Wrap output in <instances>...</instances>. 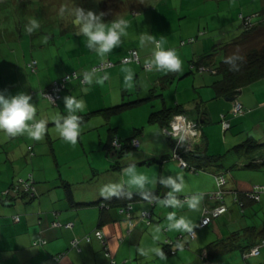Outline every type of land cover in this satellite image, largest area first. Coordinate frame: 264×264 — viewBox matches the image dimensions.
<instances>
[{
    "label": "crops",
    "instance_id": "1",
    "mask_svg": "<svg viewBox=\"0 0 264 264\" xmlns=\"http://www.w3.org/2000/svg\"><path fill=\"white\" fill-rule=\"evenodd\" d=\"M117 16L119 15L114 16L113 20ZM131 48L134 47L117 50L119 54L116 61L105 67L110 76L113 74L112 68L115 62L122 63L121 58L117 60L119 56L126 55ZM97 49L90 46L83 47L80 54L75 56L76 61L80 59L79 63L69 64L41 85L36 92L35 90L30 91L31 97L38 93L43 97L42 99L55 105L53 112L56 111V114H52L50 107H42L34 99L36 108H40L39 113L43 112V116L48 120L44 132L45 140L48 142H52V138L47 131L56 125L55 119L68 114L65 98L71 95L84 99L95 90L96 85L93 82L99 76L100 71L95 69L93 72L91 69L97 63L110 59L105 58L109 52L101 57ZM88 52L90 54L82 56ZM145 52L146 49H140L138 60L131 61L132 64L128 66L142 80L147 71L148 81H146V86L141 85V87L148 89L152 98L156 96L160 98L161 106L156 110L163 107H171L174 110L176 105H181L182 112L186 116L200 123L202 137L197 145L202 149L200 150L213 156L217 164L226 163V160L234 162L233 164L239 167L238 170L231 171L230 178L227 175L229 169H224L223 165L219 169L226 177L224 196L221 201L227 206V212L213 219L209 225L199 226L203 210L215 205L218 201L212 195L204 197L205 194H213L218 188L211 172L215 165H210L205 171L182 168L176 157L169 156L171 143L164 128L159 123L148 120L150 113L155 111L149 107L143 108L144 115H147L146 123L156 125V127L141 125L142 127L139 128L132 125L129 130L132 135H135L136 147L139 148L118 156L124 160L131 158V166L135 165L138 172L147 176L142 184L131 183L130 176L125 173L127 169L125 161H117L115 157L110 156L112 150L108 143L112 132L118 135L117 138H128L129 136L118 132V126L112 121L115 114L106 117L98 111L100 108L112 105L111 98H106L109 96L107 95L95 100L96 105L85 102L84 111L76 113L82 119L79 121L81 131L76 140L77 145H80L83 151L81 155L86 160L87 152L96 153L99 157L87 163L97 176L95 182L89 181L90 184L77 181L78 174L72 176L71 179L58 175L49 180L43 176L39 177L40 175L35 177L29 171L28 174L24 173V155H18V158L14 160L16 156L14 149L3 150L1 146L8 145L9 140L0 132V264H262L264 262L263 241L260 244L258 242L259 253L251 256L247 254L248 252L242 253L240 248L224 252L223 248L217 245L218 241L229 238L235 231L247 225L259 228L264 221V192L260 193L258 201L247 200L245 206L242 207L244 210L235 203L238 197L236 179L247 180L250 183V189L254 185L264 184V79L251 83L238 95L239 101L245 108L244 114L239 116L228 113L232 104L230 99L215 95L211 85L213 79L206 77L209 73L207 71H196V75L199 76V87H203L196 97L187 101L177 97L168 102L167 95L165 96L162 90L173 81L175 72L168 70L161 74V72L152 71L154 63L144 61L147 55ZM184 52L185 50L181 51V53ZM150 57L152 58V55ZM30 62H34V66H30ZM142 63L145 65L142 67L145 70L139 67ZM36 64L37 60L31 59L26 67L29 66L32 71H36ZM188 67L189 71L195 69L190 67V63ZM88 68L90 69L87 74L91 76V83L82 82L77 78L69 80L64 90L61 91L60 99L58 98L59 100L57 99L55 103L42 94L53 80L72 71L81 73ZM103 77L105 78L104 74ZM221 114L227 115L226 120H229L230 127L222 126ZM93 116L101 117L102 120L93 123V127H86L84 124ZM148 127H150L149 131ZM158 131L163 134L165 140L160 137ZM10 138L12 139L13 136ZM14 140L16 139H12ZM245 141L247 145L251 141L254 143L245 148L242 145ZM240 145V148H236ZM25 153L31 158L35 155L33 147L29 144ZM252 157L259 162L249 165ZM157 159L160 160L159 166L155 162ZM8 164H11V167L16 164L14 166L17 168L16 176L14 172L8 170ZM114 164L119 167H112ZM169 178L180 184L181 190H176L172 184L167 183ZM30 179L36 190V195L33 197L13 191L7 198L4 196L11 186H16L21 180ZM66 183L69 184V190L66 189ZM109 184L117 185L116 191L121 188L128 191H154L155 196L151 199L133 201L130 204L133 214L130 223L125 214L120 211L121 208L109 207L101 210L99 205L93 203L114 193L105 194L102 191ZM189 195L200 197L197 208L193 209L188 206L190 199L179 202L175 207L167 203L169 201L167 197L177 200L179 196ZM76 202L89 203L78 205ZM143 210L151 214L148 222L139 217ZM103 211L105 220L100 222ZM172 212L176 213L174 219L183 216L192 223L193 238L189 237L187 230H170L169 225L172 221L168 219V215ZM13 215H18L19 219L14 220ZM68 223L71 224L67 225ZM95 229L102 231L104 243L94 235ZM86 236H89V240L85 239ZM74 239H77L76 246L72 245ZM247 239L245 235H240L236 238L235 244L244 245ZM43 240L44 243H39ZM166 240L172 243L166 246L164 244ZM169 249L170 251L167 252ZM106 251L110 256L106 255ZM161 252L163 258H161ZM56 254L60 255L58 259L54 258ZM111 259L114 260L113 263Z\"/></svg>",
    "mask_w": 264,
    "mask_h": 264
},
{
    "label": "rangeland",
    "instance_id": "2",
    "mask_svg": "<svg viewBox=\"0 0 264 264\" xmlns=\"http://www.w3.org/2000/svg\"><path fill=\"white\" fill-rule=\"evenodd\" d=\"M145 3L149 6L141 10L137 9L139 5ZM263 5L264 0H0V90H5L6 94H16L21 91L30 94L31 90L36 92L41 85H44L56 73H60L63 68L80 62V59L75 60V56L80 54L83 47L89 45L83 38V33L79 31V26L73 23L72 9L81 8L85 12L91 10L96 14L103 13L101 19L105 23H111L116 15L130 20L127 35L121 36V42L115 45L111 49L112 52L105 57L110 58L107 60L112 62L116 61L119 54L117 50L126 47H134L131 49L136 48L138 52L140 49H146L145 54L147 55L144 61L152 62L150 55L154 47L153 42L150 39H144L143 44H140L139 38L145 35L154 36L157 40L164 37L167 40L165 46L175 48L181 59V66L174 70V76L171 75L173 81L168 83L162 91L165 96L167 95L168 102L177 97L184 101L191 100L201 93L203 87H199V76L196 75V71H189V59L207 51L213 52V50L218 51L217 56L220 55L221 47L232 41L242 31L238 15L254 13ZM61 8L65 9L63 13H61ZM133 10L135 12H132ZM32 20H36L39 27L29 31V28H32L30 23ZM258 30L259 32L255 33L254 37L252 36V39L247 40L246 43L238 38L235 43L228 45L227 56L240 53L261 41L264 38V33H262L264 27ZM189 37H196V39L189 42L187 40ZM90 47L98 48L99 44L95 42ZM182 50L185 52L181 53ZM88 54L90 52L82 56ZM31 59L37 60L36 71H32L29 66L26 67ZM129 64L132 62H115L111 76L106 68L96 69L100 72L93 82L96 85L95 90L82 99L86 103L96 105L95 100L109 95L106 98H111L112 105L132 102L129 107L116 113L112 118L118 126V132L131 137L129 128L132 125L139 128L149 125L146 123L147 115H144L143 108L149 107L156 110L161 105L159 97L152 98L148 89L141 87V85L146 86V81H148L147 71L142 80L140 76H136V72L131 70ZM143 66H145L144 63L139 65L142 70H145ZM90 68L82 72L86 75ZM129 69L131 70V81L126 80ZM91 70L95 71L93 68ZM152 71L163 74L168 70L160 69L153 64ZM206 77L213 79L214 76L208 73ZM148 96L150 98H147ZM42 98L36 93L32 97V102L35 104L34 99H36L42 107H50L51 113L56 114V111L53 112L55 105H51ZM39 111L40 108L37 107L36 119H46L43 112L39 113ZM99 120H102L101 117L93 116L84 125L93 127V123ZM53 126L47 131L52 142L45 140V133L40 140H33L26 134H20L13 136L12 139L16 140L12 141L6 132L0 131L9 140L8 145L3 144L1 148L3 150L14 149L16 154L14 160L18 158V155H24L25 165L22 170L26 174L29 171L35 177L40 175L39 177L43 176L49 180L58 175L71 179L72 176L78 174L77 181L82 184H90V180L95 182L97 176L87 163L99 158L98 155L87 152L86 160L81 155L83 151L80 145L65 141L56 125ZM149 126L156 127V125ZM158 132L165 140L163 134ZM119 138L123 141L125 139ZM28 144L33 147L35 155L32 158L25 153ZM137 148L139 147L130 148L128 151L133 152ZM100 154L103 155V153ZM110 156L115 157L117 161H125V168L131 166V158L128 157L127 160L119 158L118 151L112 150ZM159 161V159L155 161L158 166ZM225 162L222 165L224 169H229L227 175L230 178L231 171L238 170L239 167L233 164L234 162L226 160ZM13 165L16 166V164ZM14 166L11 167V164H8L7 168L16 176L17 168ZM167 199L173 198L167 197Z\"/></svg>",
    "mask_w": 264,
    "mask_h": 264
},
{
    "label": "trees",
    "instance_id": "3",
    "mask_svg": "<svg viewBox=\"0 0 264 264\" xmlns=\"http://www.w3.org/2000/svg\"><path fill=\"white\" fill-rule=\"evenodd\" d=\"M147 6H149V4H147V3H145L144 5L141 4V5H139V7L137 9L141 10L143 8H146ZM133 11H135V10H133ZM238 19H239V23H240V26L242 28V31L238 36H236L234 38L235 40L233 39L232 41L225 43L221 47L222 52L220 53V55L217 56L218 51L213 50V52L207 51V52L202 53L196 57H192L189 60L190 67L195 68L192 70L207 71V72H209V74L213 75L214 77H213V81H212L211 85L214 88L215 95L218 97L226 98V99L231 98L230 99L231 102L235 99L239 100L238 95L241 93V91L245 87H247L248 85H250L253 82L260 81V80L264 79V38L261 39V41H259L255 45L249 46V48H247L246 50H243L240 53L231 54L230 56H227L228 45L235 43V41H237L238 38H240V41H242V42L245 41V43H246L247 40L252 39V36L255 33L259 32L258 29L264 27V6H262L261 9L255 11L254 13H251L248 15L240 13L238 15ZM262 33H264V32H262ZM195 39H196V37H189L187 40H189V42H193ZM183 40L186 41V39H183ZM201 68H204V69L201 70ZM192 70H190V71L192 72ZM131 104H132V102H126V103L122 102L119 104H114V105H110V106H107L104 108H100L98 111L107 117L109 115L116 114V113L124 110L125 108L129 107ZM241 105H242V111L235 113L232 111V108H231L232 104H231V107L229 108L228 113L233 115V116H239V115L244 114L245 108H244L242 103H241ZM182 111H183V109L181 108V105H179V104L176 105L174 110H172L171 107H163L159 110H155V111L151 112L149 117H148V120L150 122L159 123L161 125V127L165 129L166 127H168L171 117L177 113L184 114ZM220 116H221L220 117L221 124H222V121H226L229 123V120H226L227 115L225 116L224 114H221ZM186 117L188 119H191L188 116H186ZM191 120L195 121L200 127L199 121H197L195 119H191ZM228 127H230V123H229ZM112 130H113V128H112ZM115 137L117 138L116 134L114 132H112V134L109 138L108 146L109 147L111 146L112 150L118 151L119 156H123V154H125L130 148L136 147V145H134L132 143V140L135 139L134 135H132L131 137L125 138L124 141L120 140L118 138V141L120 142L119 147H115L114 145H112V141ZM168 138L170 139V143H171V152L169 154V156H170L173 154V148L175 147V142L177 141V139L172 138L170 136H168ZM251 143H254V141H251ZM251 143L250 144L248 143V145H247V143L245 141L242 145H244V147L247 148L248 146H251ZM184 145H185V143H181L179 145V149H178L179 155L186 162V167L184 169L194 170V171H199V170L205 171L207 169V167H210V165H215V168H213L211 170V172L213 173V176L216 180V183L218 184V176L219 175H222L224 177V179L226 178L225 174L223 172H221L222 170H219L220 167H222V164H219V163L217 164L216 160L213 156L208 155L205 151H201L202 149L197 146L198 144L194 145V149H191V150L185 149ZM240 147H241V145L239 147H236V148H240ZM258 162H259V160L254 159V157H252L251 160L249 161V165H254ZM112 167H119V166L114 164V165H112ZM235 182L237 185L236 191L238 194V197H236V199H235V203H237L240 206V208L245 206V203L247 202V200L258 201L260 193L264 192V190H263L260 193H258V198H256L254 195L251 194L252 190L250 189V183L247 180L236 179ZM261 185H264V184H261ZM65 186H66V189L69 190V184L66 183ZM239 187H240V189H239ZM224 190H225V183H223L222 185H218V188L213 192V194H205L204 195V197H206V198L209 197V195H212V197H215L218 200L215 205L209 206L206 208H208V209L213 208L214 209L220 205L225 206L224 211L221 214L217 215L216 217L227 212V206L224 204V202L221 201V200H223ZM20 193L22 195L27 194L24 192H20ZM4 194H5L4 196H6V198H7V196L10 193H4ZM34 194L36 195V192ZM154 196H155L154 191H128L124 188H121V189L115 191L113 194H110L108 196H104L101 199L94 201L93 203L99 205L101 210H105V208H109V207H118V208L125 209L127 207V205L131 204L133 201L151 199ZM31 197H33V196H31ZM179 197H181V196H179ZM192 197L193 196L189 195V199H191ZM88 203L89 202H76V204H78V205H85ZM243 210H242V212H243ZM132 215H133L132 211H131V209H129V217L127 219L130 222H132V219H133ZM204 215L205 214H204V210H203L202 217ZM149 216H151L150 212H149ZM139 217H141V213H140ZM216 217L211 218V220L205 225H201V220H200L199 226L204 227V226L209 225L213 221V219H215ZM13 219H14V215H13ZM104 220H105V216H104V211H103L101 214V217H100V222H103ZM192 231H194V230H192ZM232 234L229 236V238L225 239L226 241L220 240L217 242V245L218 246L220 245L223 248L222 250L224 252H228V251H231L233 249L240 248L242 253L248 252L247 254L249 256L257 255L259 253V249L257 246L262 241L264 242V221L262 222V224L259 228H256L253 225H247L244 228L240 229L239 231H235ZM240 235H245L248 238L244 245L235 244L236 238ZM255 237L257 239H255ZM250 239H251V241H250ZM258 242H259V244H258ZM164 244L166 246L170 245L167 243H164ZM253 248H257V253L252 252ZM169 251H170V249L167 250V252H169ZM57 255H59V254H56L55 256H57ZM262 264H264V262Z\"/></svg>",
    "mask_w": 264,
    "mask_h": 264
},
{
    "label": "clouds",
    "instance_id": "4",
    "mask_svg": "<svg viewBox=\"0 0 264 264\" xmlns=\"http://www.w3.org/2000/svg\"><path fill=\"white\" fill-rule=\"evenodd\" d=\"M64 10V8H61V13ZM72 15L73 23L79 26V31L83 33V38L86 43L91 46L95 42H98L99 47L97 52L101 57L121 42V36L127 35V30L130 25V20L124 16H117L111 23H105L101 19L103 13L96 14L91 10L85 12L81 8L72 9ZM30 23L32 24V28H29V31L39 27L36 20L30 21ZM144 39H150L154 44L152 49V63L156 67L164 70L180 68L181 59L179 55L175 49L165 46L167 40L164 37L157 40L154 36L149 37L145 35L139 38V43L143 44ZM85 80L91 83V76L86 74ZM126 80L131 81L130 69L127 70ZM65 107L68 114L55 119L56 127L66 141L75 145L77 136L81 131V125L79 123L81 117L76 113L77 111H84L85 102L83 99L70 95L65 98ZM36 112L37 108L32 102L31 95L22 91L16 94H6L5 90H0V131L6 132L9 136L26 134L33 140L42 139L48 121L46 119H36ZM125 173L130 176V182L134 184H142L147 179L144 173L137 171L135 165L127 168ZM166 182L172 184L176 190H181V185L177 184L175 180L169 178ZM117 187V185L109 184L102 191L105 194L113 193ZM199 200L200 197H193L188 201V206L193 209L197 208ZM167 203L175 207L179 204V201L171 199ZM175 216V212L169 213L168 215V219L172 221L169 225L170 230L191 231L193 225L190 221L186 220L183 216L174 219ZM156 250L159 251V249ZM160 255L163 258L162 252Z\"/></svg>",
    "mask_w": 264,
    "mask_h": 264
},
{
    "label": "built area",
    "instance_id": "5",
    "mask_svg": "<svg viewBox=\"0 0 264 264\" xmlns=\"http://www.w3.org/2000/svg\"><path fill=\"white\" fill-rule=\"evenodd\" d=\"M191 40V39H190ZM139 55L136 49H130L126 55L122 56L120 61L122 62H129V61H136L138 60ZM113 62L111 60H106L103 62H100L98 65L94 66L93 69H103L107 66L112 65ZM30 66H34V62H30ZM204 68H201V70H203ZM72 78H77L82 82H85V72H81V73H77L76 71H72L70 73H66L63 76H61L60 78L53 80L50 85L43 90L42 94L48 98L52 103H55L56 100L60 97L61 95V91L65 88V83ZM232 111L237 113V112H241L242 111V105L241 102L237 99L232 101ZM229 125L228 122L226 121H222V126L224 128H227ZM164 132L167 136H170L172 138H176L177 141L175 142V147L173 148V157H176L179 160V164L182 168L186 167V162L181 158V156L179 155L178 149H179V145L181 143H185L184 148L187 150H191L194 149V145L200 143L201 137H202V133H201V128L199 127V125L191 120L188 119L184 114L181 113H177L174 114L170 121H169V125L168 127H166L164 129ZM132 143L136 145L137 141L135 139L132 140ZM112 145H114L115 147H119L120 146V142L118 141V138H114L112 141ZM223 183H225V179L222 175L218 176V185H222ZM252 192L251 194L254 195L256 198H258V193H260L261 191L264 190V185H254L251 188ZM11 191L13 192H24L27 193L30 196H34L35 194V187L33 185V181L30 180H21L19 181L18 184H16V186H11L5 193H10ZM189 200V196H182V197H178L177 201L182 202V201H187ZM129 209H131V205L128 204L127 207L125 209H120V211L125 213V216L128 218L129 217ZM225 209L224 205H220L216 208H212V209H208L205 208L204 209V216L201 219V225H205L207 224L211 218L216 217L217 215L221 214ZM149 212L148 211H142L141 212V218H143L144 220H146V222L149 221ZM14 219L18 220L19 216L18 215H14ZM131 223V222H130ZM71 223H68L67 225H70ZM94 235L96 237H98L100 239L101 242L104 243V239H103V234L102 231L100 229H95L94 230ZM189 237H194V231H190L188 233ZM86 240H89V236L85 237ZM37 243V242H35ZM39 243H44L43 241H40ZM166 243L171 244L172 242L169 240H166ZM77 244V239L72 240V245L76 246ZM253 253H257V248H253L252 250ZM109 252L106 251V255ZM60 255L55 256V259H58ZM111 262L113 263L114 260L111 259Z\"/></svg>",
    "mask_w": 264,
    "mask_h": 264
},
{
    "label": "water",
    "instance_id": "6",
    "mask_svg": "<svg viewBox=\"0 0 264 264\" xmlns=\"http://www.w3.org/2000/svg\"><path fill=\"white\" fill-rule=\"evenodd\" d=\"M231 99V98H230Z\"/></svg>",
    "mask_w": 264,
    "mask_h": 264
}]
</instances>
